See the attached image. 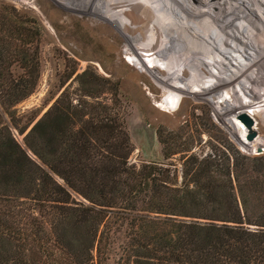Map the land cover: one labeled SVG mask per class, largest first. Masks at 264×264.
Listing matches in <instances>:
<instances>
[{
    "label": "trees",
    "instance_id": "trees-1",
    "mask_svg": "<svg viewBox=\"0 0 264 264\" xmlns=\"http://www.w3.org/2000/svg\"><path fill=\"white\" fill-rule=\"evenodd\" d=\"M38 43L35 20L0 12V264H264V151L224 137L199 155L159 136L163 159L181 151L179 181L129 162L118 84L89 66L17 113Z\"/></svg>",
    "mask_w": 264,
    "mask_h": 264
},
{
    "label": "rangeland",
    "instance_id": "rangeland-1",
    "mask_svg": "<svg viewBox=\"0 0 264 264\" xmlns=\"http://www.w3.org/2000/svg\"><path fill=\"white\" fill-rule=\"evenodd\" d=\"M89 1L0 0V12L14 9L39 28V78L34 90L16 104L17 113H40L65 74L89 66L118 84L119 110L132 145L129 162H165L175 167L179 181L181 151L163 159L159 136L173 140L169 144L175 149L189 144L188 151L199 155L215 138L224 137L243 152L259 153L256 146L264 151V0L257 1L259 9L242 8L248 32L223 28L214 20L223 9L232 15L229 7H217L219 0ZM229 1L239 8L244 2ZM109 2L118 7H107ZM229 35L242 37L232 40ZM166 40L172 48L158 57L155 53ZM212 45L222 48L221 54H205ZM191 46L197 47L195 55L186 50ZM247 46L263 54H242ZM64 84L72 88L75 81L68 78ZM241 113L252 120L251 139L246 138L249 131ZM11 130L20 142L21 135Z\"/></svg>",
    "mask_w": 264,
    "mask_h": 264
},
{
    "label": "bare ground",
    "instance_id": "bare-ground-1",
    "mask_svg": "<svg viewBox=\"0 0 264 264\" xmlns=\"http://www.w3.org/2000/svg\"><path fill=\"white\" fill-rule=\"evenodd\" d=\"M106 0H101V3L103 2H105ZM255 2H253L252 1V4L250 3H247L246 2V0H244V2H243V4H242V7L241 8H239V7H237V5L239 4V3H234V2H230L229 0H219L218 2H217V7H221V6H227V7H229L230 9H231V11H232V15L230 16V12L228 11V10H226V9H223L222 11H221V13L219 14V15H217V19L215 18V16H214V20L219 24V25H221V27H223V28H232V27H243L244 28V32H248L249 31V29H247V26H246V23H247V21L246 20H244L243 18V15H242V8L243 9H248L247 7H253V8H255V9H259V5L258 4H256L257 3V1L258 0H254ZM198 2H200V1H198ZM88 3H90V1L88 0ZM84 6V5H83ZM107 7H109V8H112V7H114V8H116V7H118V4L117 3H115L114 2V4L112 5V6H110V2L108 3V5H107ZM86 8V7H85ZM82 9H84V7L82 8ZM102 12L103 13H107L104 9L102 10ZM85 13L86 14H88V12L87 11H85ZM224 13H226L227 14V19H222V17L224 16ZM262 14V13H261ZM129 16H131V18L130 19H133V20H135V17H134V15L133 14H130L129 13ZM230 16V17H229ZM229 17V18H228ZM261 21H262V23L264 24V18H261ZM261 23V22H260ZM128 24V23H127ZM128 26V25H127ZM145 26H146V29L148 28V29H150L148 26H147V24H145ZM128 27H130V26H128ZM142 27H144V25H142ZM261 29V28H260ZM219 34H220V32H218ZM227 35V34H226ZM250 35V34H249ZM249 35H247V39H248V37H250ZM229 37V39H232V40H235V39H233V38H238V37H242V36H239V35H229L228 36ZM225 38V37H224ZM223 38V39H224ZM247 39H245V41L247 40ZM125 41H126V39H125ZM167 41V40H166ZM225 41V40H224ZM250 41V40H249ZM128 43L129 42H126V44L128 45ZM170 40H168L162 47H161V49L157 52V53H155V54H158V57L159 56H165V54L168 52V50H170V48H172V46L170 45ZM248 44H250V43H248ZM253 46V45H252ZM252 46H247V49L246 50H241V48H239L238 50H241L242 52V54H244V53H251L252 51H255V54L259 57V56H261L263 53L262 52H259V50L258 49H256V48H252ZM153 47V46H152ZM189 50L192 54H196V53H194V52H196V50H197V47L196 46H191V47H189V48H186V50ZM213 50H215V51H217V52H220V54H221V52H222V48H220V47H217L216 45H212L211 46V49L209 48L208 50H205V54H208V55H210V56H213L211 53H212V51ZM237 50V49H236ZM257 50H258V52H257ZM264 52V51H263ZM137 53H138V49H137ZM216 53V52H215ZM140 54V53H139ZM153 55V54H152ZM215 55V54H214ZM264 55V54H263ZM256 57V56H255ZM147 68H148V66H147ZM146 68V69H147ZM151 69V68H150ZM175 85V84H174Z\"/></svg>",
    "mask_w": 264,
    "mask_h": 264
},
{
    "label": "water",
    "instance_id": "water-1",
    "mask_svg": "<svg viewBox=\"0 0 264 264\" xmlns=\"http://www.w3.org/2000/svg\"><path fill=\"white\" fill-rule=\"evenodd\" d=\"M239 118L242 120V122H243V123L245 124V126L248 128V131H249V132L246 134V138H247V139H251V138L254 136V134H255V131L251 129V122H252L251 118H250L249 115L246 114V113H241V114L239 115ZM254 151H255V152H261V151H262L261 146H256V147L254 148Z\"/></svg>",
    "mask_w": 264,
    "mask_h": 264
}]
</instances>
